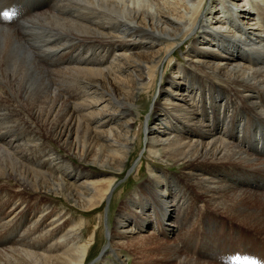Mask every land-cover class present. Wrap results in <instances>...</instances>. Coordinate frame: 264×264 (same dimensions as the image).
<instances>
[{
    "label": "bare ground",
    "instance_id": "1",
    "mask_svg": "<svg viewBox=\"0 0 264 264\" xmlns=\"http://www.w3.org/2000/svg\"><path fill=\"white\" fill-rule=\"evenodd\" d=\"M233 1L48 0L18 32L0 19V264H84L97 226L55 209L48 193L82 213L112 195L113 173L142 138L135 93L151 94L179 44L190 45L184 61L171 66L145 124L139 163L147 154L149 184L123 203L101 251L120 264L130 255L132 264H218L216 255L237 253L264 264V0L240 10ZM71 52L80 57L58 65ZM40 72L44 92L17 78ZM45 96L53 102L43 111ZM100 175L111 178L90 180ZM171 226L177 235L164 242Z\"/></svg>",
    "mask_w": 264,
    "mask_h": 264
},
{
    "label": "rangeland",
    "instance_id": "2",
    "mask_svg": "<svg viewBox=\"0 0 264 264\" xmlns=\"http://www.w3.org/2000/svg\"><path fill=\"white\" fill-rule=\"evenodd\" d=\"M37 1H38L39 7H36L34 10L32 7L35 5L34 3H37ZM44 1L46 2L48 0H33V1L32 0H3V1L0 0V5L2 6V10H0L1 11L0 14L4 13V11H3L4 7H5L6 11L8 10V7H9V6L7 7L8 3L9 4H15L19 7V14L16 18L9 20V19L2 17V15H1L0 16L1 22L6 23V24H4L5 27H9V28H11V30H15V32H18L17 30L23 26L26 18H27L26 20H28V18L35 16L36 11H40L39 10L40 8H42V10H45V8H43L41 5L42 2H44ZM1 2L3 3V5ZM4 3H6L7 5ZM232 3H234L235 7L238 10H240V8H242L241 5L244 3V0H234ZM4 5H6V6H4ZM244 8H246L245 10H247L249 8V6H246ZM30 14L33 16H31ZM244 21H246V20H244ZM213 22H214V20H213ZM7 24H10V25H7ZM12 26H14V27H12ZM245 27H247V26H245ZM189 46L190 45L181 46L179 44V47H181V48L179 49L177 47L175 49V52H174L175 57L172 58V62L169 64L168 69L163 72L162 78H161V76H159V78L157 79L156 85H155L153 91H151V94H149L148 96H144L143 94H139L138 92L135 93V102H138V108L135 109V120H134L133 131L137 132V130L140 128L141 129L140 135L142 136V138L140 139L137 152H135V153L131 152L130 159L127 160V162L123 168V171L121 173H116V172L113 173L114 176H116V183H115L116 187H115L112 195H109V197H107V199L102 203V205L100 206L101 209L97 208L96 210L91 211L89 213H82L83 210L74 206L70 199H68V198L65 199L64 197H62V198L61 197H55L51 193H48V196L51 197L52 199H54V201H55V203L53 202V204H52L55 209L57 208V210H61V211L63 210L65 212H68L69 216H72V218L75 220H77L78 218H81V219L83 218L84 222L86 223V226L89 227L90 229H93L94 226L95 227L97 226L96 228H97V231L99 232L100 239L96 240V243H95L96 245H95L94 251H92V253L91 252L89 253L84 264H120L118 261L114 260L113 254L109 255L108 251H106V252L101 251L102 248L104 247V245L106 244V241H105L106 231H107L106 228L108 226V228L111 229V231H113V232L117 231L119 222L117 223V226L114 224H115V220L119 219V216H121V214H122L121 208H123V206H124L123 203H125L129 198L130 199L128 201H132L134 198L135 199L138 198L137 196L133 195L134 192L137 191V194H138V193L145 191V188L149 184V182H148L149 174L146 172V169H147L146 165L150 161H148L149 159L147 158V154H145L144 162H142V164L139 163L141 160V156L144 153V148L146 145L145 139H146V135L148 134V131L144 130L145 126H146L145 124H146V121H147V125L151 124V119L154 117V113H155V109H156V103L155 102L160 100V96H161L160 95V89L164 86V80H165L166 76H168L170 74V71L172 70L171 66L179 63V62H177V59L182 61V62L184 61V53L187 51ZM56 53H59V52H56ZM77 53L79 55L81 54V52H76L75 54L71 52L68 55L62 54V57L61 56H60L61 58L59 57V61H61V62L57 61V63H59L58 65H60L64 62H70V61L74 60L75 58L80 57ZM70 57L73 59H70ZM51 63L54 64V60H52ZM64 66L70 68L69 65L64 64L62 66L56 67L55 69L63 68ZM55 69L52 68V70H55ZM47 70H49V69H47ZM40 73L41 74L38 75V78H35V79L30 74L29 75L24 74V76L18 75L17 78L18 79L20 78L19 81L22 80V81H20L22 86L33 85L32 88L34 90L36 88V90L39 89L40 92H44L46 84H47L46 83V77L42 72H40ZM26 77H28V78H26ZM29 77H31V78H29ZM26 79L30 83H26L27 82ZM38 81L41 84H39ZM31 82H33V83H31ZM37 82L39 85L37 84ZM43 89H44V91H43ZM41 101H42L41 106L43 108L45 107L43 109V111L47 110L50 106H52L53 101L50 100V98L48 96H45ZM67 101L73 102V101H75V98H73L72 96L68 97ZM46 104H47V106H46ZM48 105H49V107H48ZM139 125H141V126L138 128L137 126H139ZM135 128H136V130H135ZM40 130H43V132L42 131L41 132L44 135L46 134V131H45V129H43V127H41ZM136 142H137V139H136ZM135 145L136 144L134 143L133 149L135 148L134 147ZM70 159H72V162L74 164H77L78 162H79V164H83L80 161H78L76 158L70 157ZM153 162L155 163L154 165L158 168H160L161 165H163V163L159 164L155 159H153ZM83 165L87 166V168H88L87 170H89L91 173L105 170V169H100L98 167H95L89 163H86ZM167 167H168L167 165L164 166V168L168 169L169 172H171L173 174H180V171L177 168H174L171 166H169L168 168ZM136 170H138V171H136ZM108 177L109 176H107V175H100V176H97L94 179H90V180H97L100 178H101V180H104V178H108ZM109 178H111V176ZM13 185H14L13 183H8L6 185V187H8V189L14 190L15 186H13ZM142 185H144L145 187L143 188ZM25 197L26 198L28 197L27 199L29 200L30 205L35 202L36 195H34L30 191L29 188H27L25 190ZM55 204H58V205H55ZM218 213H220V212H218ZM218 213L217 214L213 213V215L216 219H222V221L220 223V227H223V228H224V226L227 227V224H225V219H227V220H229V219L226 218V216H224L222 214H218ZM127 226L130 227L129 224ZM174 229L175 228L173 226L167 227V231H166L165 237H164V242L165 241H172L173 240L172 238L176 237L175 235H177V233L174 234V231H175ZM195 230H196V232L199 231L200 234L203 235L204 227L201 224H196ZM82 232L83 233L81 234V240H85L86 234L84 233V231H82ZM224 233L226 234L227 232H224ZM216 236H218V237L210 240L208 243L206 241L205 243L208 245L210 242H214L215 240H218L219 238L223 237L222 233H219ZM223 252L225 253V251H223ZM126 253H130V252L126 251ZM204 253H206V252H204ZM207 254L209 255V253H207ZM216 256H217V263L222 264V261L219 258V256L218 255H216ZM226 256L227 255H225V257ZM138 257L140 259H142L143 261L144 260H146V261L151 260L150 256L147 257V255L144 256L145 258L140 256V255ZM120 260H122L124 262V264H132V262L134 260V256L130 255L128 258L126 256H122V258H120ZM161 264H164V263L162 262Z\"/></svg>",
    "mask_w": 264,
    "mask_h": 264
},
{
    "label": "snow or ice",
    "instance_id": "3",
    "mask_svg": "<svg viewBox=\"0 0 264 264\" xmlns=\"http://www.w3.org/2000/svg\"><path fill=\"white\" fill-rule=\"evenodd\" d=\"M0 15H3L4 18H9L10 13L4 12ZM226 264H260V262L255 259L244 258L243 260H241L240 257H235L234 259L226 262Z\"/></svg>",
    "mask_w": 264,
    "mask_h": 264
},
{
    "label": "clouds",
    "instance_id": "4",
    "mask_svg": "<svg viewBox=\"0 0 264 264\" xmlns=\"http://www.w3.org/2000/svg\"><path fill=\"white\" fill-rule=\"evenodd\" d=\"M235 257H240L241 260H243L244 258H248V259H255L258 261V258L249 257L247 254H245L244 256H241L239 253H237V254H235ZM235 257H233V256L221 257L222 264H226V262L234 259Z\"/></svg>",
    "mask_w": 264,
    "mask_h": 264
}]
</instances>
